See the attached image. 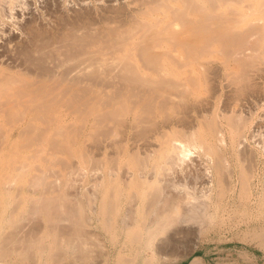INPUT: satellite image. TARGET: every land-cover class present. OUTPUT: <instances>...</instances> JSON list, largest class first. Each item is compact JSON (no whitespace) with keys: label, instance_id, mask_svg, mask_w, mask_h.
<instances>
[{"label":"bare ground","instance_id":"obj_1","mask_svg":"<svg viewBox=\"0 0 264 264\" xmlns=\"http://www.w3.org/2000/svg\"><path fill=\"white\" fill-rule=\"evenodd\" d=\"M40 1L0 0V154L10 153L0 166L12 169L0 173V230L14 227L0 238V258L42 244L43 236L21 238L17 223L27 211L9 209L30 197L18 188L22 179L62 190L75 169L86 191L74 197L76 219H60L69 237L54 236L51 256L85 262L101 252L102 264H137L143 255L141 264H177L181 247L194 253L212 232L251 214L261 226L242 235L264 250V0H77L72 16L63 9L69 0ZM33 2L45 12L35 14ZM21 141L49 144L32 152L40 161L46 151L41 162L51 169L29 164ZM60 156L69 169L64 178L60 168L63 180L52 165ZM42 197L47 207L58 199ZM187 264L210 263L193 256Z\"/></svg>","mask_w":264,"mask_h":264},{"label":"rangeland","instance_id":"obj_2","mask_svg":"<svg viewBox=\"0 0 264 264\" xmlns=\"http://www.w3.org/2000/svg\"><path fill=\"white\" fill-rule=\"evenodd\" d=\"M38 1H40V0H38ZM52 1V0H51ZM71 3H70V2ZM69 1H67V3H69V4H67V8H63L65 11L64 12H66V14L67 13H72V14H67V15H69V16H72L74 13H73V11H75L74 10V7H75V4H78V1L77 0H69ZM86 1H88L89 3H91V6L93 7H95V6H97V7H99V4L100 3H94V1H89V0H86ZM120 1H123V0H120ZM41 2V1H40ZM40 2H37L38 4H35V2H33V4H32V6H31V8H32V11L33 10H35V8L36 9H40V11L38 12V10H35V14H38V13H40L41 11H43V12H45V9L43 10V2H42V4L40 5ZM73 2L75 3L74 5H73ZM53 3V2H52ZM94 3V4H93ZM54 4V3H53ZM68 5H70V6H68ZM79 5V4H78ZM78 5L75 7V9H78ZM34 6V7H33ZM52 7V9H55V6H53V5H51ZM68 7H70V8H72L73 10H70V8H68ZM79 8H80V6H79ZM81 9V8H80ZM67 10V11H66ZM69 10V11H68ZM77 11V10H76ZM79 11V10H78ZM34 12V11H33ZM66 14L64 15V16H66ZM21 15V14H20ZM25 17H27V15L25 16ZM22 18V17H21ZM59 27H62L61 25H59ZM228 107V106H227ZM227 107H223V109H225V110H228L229 109V107H228V109H227ZM64 109H65V112H67V108H62L61 110L62 111H64ZM71 116V115H70ZM69 120L68 121H70V117L68 118ZM79 124H81L80 122H78ZM67 124V123H66ZM65 124V125H66ZM77 124V123H76ZM75 124V125H76ZM78 125V124H77ZM40 126V125H39ZM80 126V125H79ZM8 129L10 128L9 126H6ZM6 127H5V129H6ZM54 128L55 127H53V130H54ZM61 140V139H60ZM59 140V141H60ZM40 141H42V140H40ZM39 140L38 141H36L37 143L38 142H40ZM22 142V141H21ZM19 143V148L21 149L20 150V152L23 154V155H26L27 157L28 156H30L31 158H32V160H29V159H27V162L28 161H30L31 163H29V164H36V165H38V164H43V162H44V164H45V160L43 161V162H41V160H43L44 158H47V157H45L44 155H47V152L46 151H44V153H43V156L40 154V153H37V154H40V155H38L39 156V158H40V156H41V158H40V161H39V159H38V161H39V163H38V161H36L37 160V158H35L33 155H34V152H32L33 150H35V149H42V146L44 147V149H50V146H49V144H47L45 141H43V142H41V143H39V144H35L34 142V145L32 146H30V147H27V146H29L31 143H29V145H28V143L27 142H25V144H24V141L22 142V143ZM26 143H27V145H26ZM79 143H81L82 144V140H80V142ZM42 144V145H41ZM13 144H6V148H8V147H10V146H12ZM21 145H23L25 148H28V149H25L23 146H21ZM26 145V146H25ZM36 145V146H35ZM248 145L250 146V147H254L255 146V142L252 140V139H248ZM33 147V148H32ZM31 148V149H30ZM43 150V149H42ZM36 151V150H35ZM32 152V153H31ZM37 152V151H36ZM38 152H40L39 150H38ZM1 156H6L7 158H10V153H7V154H4V155H2V154H0ZM60 155V154H59ZM59 155H57V157H59ZM61 155H64L65 157L66 156H70V155H67V154H61ZM13 156V154H11V157ZM35 156L37 157V155L35 154ZM43 157V158H42ZM61 157L62 156H60V159H61ZM64 157V158H65ZM53 160H55L53 157H51ZM70 158V160H71V157H69ZM35 159V160H34ZM51 159V160H52ZM59 158H58V161L60 160ZM63 159V158H62ZM62 159L60 160V162H57L56 160V162L55 163H53L52 165H53V167L56 165V163H57V167H54V170L56 169V170H60V168L62 169L63 168V175L65 174V173H68V170L69 169H66L65 168V166H63L62 165ZM68 159V158H67ZM66 159V161L65 162H67L68 160ZM73 159V158H72ZM261 159V160H260ZM49 160V159H48ZM47 160V161H48ZM52 160V161H53ZM64 160V159H63ZM69 160V161H70ZM74 160V159H73ZM73 160H71V161H73ZM75 160H77V162H78V160H79V162H80V159L78 158V159H76L75 158ZM73 161V162H75L76 163V161ZM260 160V161H259ZM259 160H258V162H260V163H258V168H259V172H260V175H259V178H261V174H262V169L261 168H263V160H262V158H259ZM51 161V162H52ZM70 161V162H71ZM41 162V163H40ZM64 162V161H63ZM42 164H41V166H42ZM47 164H48V162H47ZM47 164H45V166L47 165ZM55 164V165H54ZM59 164H61V167L59 166ZM65 164V163H64ZM66 164H69L68 162L66 163ZM71 164H72V162H71ZM261 164V165H260ZM49 165V167L48 166H42L43 168H50V164H48ZM70 165V164H69ZM32 166H35V165H32ZM261 168H260V167ZM9 167V168H8ZM37 168H38V166H36ZM40 167V166H39ZM52 167V166H51ZM65 168V169H64ZM41 169V168H40ZM51 169V168H50ZM11 167L8 165H4V166H0V173H5L6 175H8L10 172H11ZM53 170V169H52ZM65 170H67V172H65ZM62 170H60V171H57V175L56 176H61L62 174H60V172H61ZM32 172V171H31ZM53 172H55V171H53ZM65 172V173H64ZM73 173H71V175L70 174H66V176H67V178H65V175H64V178L65 179H67V181L66 180H64V181H66L65 182V185H67V187H65L64 186V188L61 190V188L59 189V186H58V188H57V186L56 185H52V188H53V190L51 189V188H49L52 192H50V190L47 188L46 189V191H47V193H46V191L44 190L45 188H42V186H40V185H36L35 183H34V185L33 186H31V184L34 182V180H32L33 179V177H32V179L30 178V176H28L30 173H28L27 174V176L30 178V183L28 182V180L26 181V180H23L22 179V181L20 182L21 183V185H20V183H19V185H20V187H18V188H21L22 189V187H23V189H24V192H26L25 194H26V196H30V197H32V198H30V197H27V198H23L22 196H20V197H22V198H20L19 197V200L17 201V200H15V201H12L11 202V205H9V209H11V210H19V211H27V213L23 216V219L24 220H20L18 223H17V225L19 224V226H17V229L23 234H21L23 237H21L22 239H31V241H34L35 239V241H37V239H41V237H42V244H40L41 242H38V244L37 245H41V246H37V247H33L32 249H33V252H31V253H29V252H27V251H24V255H23V253H22V251H21V253H19L18 255L16 254V256H14V255H12L11 257L10 256H6L7 258H0V260L1 261H4V262H7L8 264H96V263H100V264H102V261L104 260V257H103V255H102V253L101 252H99L98 253V255L97 254H93L92 255V259H87L85 262H82V260H79V258H78V256H74V257H71V255H68V252L67 253H63V251L62 250H59V251H61L63 254H61V253H57L56 251H57V249H59V248H57V246H55L54 244H56V243H52L55 239V237H56V239H57V236L59 237H61V235L62 236H64L65 238L68 236L69 237V235H67L66 234V232H68V234H69V231H70V229L67 227V228H65L66 227V225H64L63 226V224H60V219H62V218H67V219H69L70 221H74L75 219H76V217H75V215H74V212H72V211H76V208L78 207V201H76L75 199H74V197H75V195H77L78 197L81 195V196H83L84 195V189H85V191H86V186L84 187V182H83V179H85V177L83 178V174H84V172H83V170L82 169H75V170H73L72 171ZM21 173V172H20ZM34 175L36 174V175H38V174H40V172L39 173H37L36 171H35V169H34ZM171 171H168V177H171ZM54 174H56V173H53V174H51L50 172L48 173V175H52V177L51 178H54V180H55V176H54ZM1 175V174H0ZM31 175H32V173H31ZM35 175V176H36ZM41 175V174H40ZM63 175L61 176L62 177V180L64 179L63 178ZM54 176V177H53ZM49 177V176H48ZM58 177V178H59ZM25 179V178H24ZM48 179V178H47ZM50 179V178H49ZM48 179V180H49ZM59 179H61V178H59ZM95 179H97V176L95 177ZM53 179H50L49 180V184H48V182H47V184H46V187H49V185H50V181H52ZM62 180H61V182H62ZM63 181V182H64ZM29 184H28V183ZM37 183V182H36ZM67 183V184H66ZM64 184V183H63ZM63 184L61 183V187H63ZM71 184V185H70ZM42 185V184H41ZM22 186V187H21ZM55 188H54V187ZM51 187V186H50ZM44 190V192L46 193H44L43 192V190ZM60 190V192L58 193L57 191H59ZM40 191H42L45 195H46V198L49 196V198H48V200L50 199V196H53V197H56L57 196V198L58 199H55V198H53V197H51V200H58L57 202H55V200L54 201H51L50 202V200H49V202L51 203V204H54L55 205V203L57 204L58 202V205H55L53 208H52V210L53 211H51L50 209H51V207H49V205L50 206H52L51 204H49L48 205V207L50 208H48L47 206H46V204L45 205H43V206H41L40 204L41 203H44V201L42 200V198H44V197H42V196H45V195H42L41 196V194H42V192H40ZM19 192H21V191H19ZM19 192L17 191V195L19 194ZM56 192V193H55ZM83 193V194H82ZM33 194V196L35 197L34 199H33V196H31V195ZM16 196V195H15ZM71 196V197H70ZM76 196V197H77ZM17 197V196H16ZM39 197H41L40 199L43 201V202H40V200L37 202V203H39V204H37V203H35V201H37L38 199H39ZM60 197L62 198V201L60 200ZM30 198V199H29ZM37 198V199H36ZM32 199V200H31ZM36 199V200H35ZM35 200V201H34ZM47 200V199H46ZM47 200V201H48ZM60 200V201H59ZM34 203H33V202ZM46 201V202H47ZM81 202L82 203H87V201H86V199H82L81 200ZM234 202H236V205L238 206L239 205V201L238 200H235ZM63 205H62V204ZM33 204H37L40 208H38L37 207V205H36V207H34L35 205H33ZM61 204V205H60ZM248 205L250 206V207H255L254 205H252V202H250V203H248ZM57 206H58V208H57ZM42 207L44 208L43 210H42ZM46 207L48 208V211L46 210ZM40 209V210H38V211H35L36 209ZM56 209V210H55ZM59 209V210H58ZM55 210V211H54ZM72 210V211H71ZM64 212V214L65 213H68V215L67 214H63V216H62V212ZM38 212V213H37ZM56 212V213H55ZM73 213V214H71V213ZM49 213L50 215H47V214ZM52 213V214H51ZM54 213V214H53ZM61 215H59V214ZM46 214V215H45ZM59 215V216H58ZM51 216V217H50ZM72 216H73V218H72ZM253 218V219H252ZM51 220V221H50ZM58 220V221H57ZM22 221V222H21ZM55 221L57 222V223H55ZM62 223V222H61ZM66 224H67V222H65ZM64 223V224H65ZM22 224V225H21ZM21 225V226H20ZM25 225H26V227H25ZM57 225V226H56ZM68 225V224H67ZM32 226V227H31ZM34 226V227H33ZM54 226V227H53ZM64 227V228H62V227ZM69 226V225H68ZM237 226V227H236ZM260 226H261V222L259 221V219H256L255 217H252V214L250 215V220H246V219H244V218H241V217H239V218H237V219H233V221H231V223L230 224H228V226H227V228H225L221 233H214V232H212L208 237H206L205 239H203L202 241H201V243L199 244L200 246H199V248H197L196 249V251L194 252V253H191V254H188V252L189 251H187L186 249L188 248L187 246H183V247H181V251H180V254L183 256H185V258L182 260V261H180L179 263H177V264H187L190 260H191V258L193 257V256H195L196 254H199L200 256H202L205 260H206V262H208V263H210V264H264V250L263 249H261L260 248V246L258 245L259 243H257L256 241H251L250 239H245V237L243 236L244 235V233L246 232V231H253V230H258L259 228H260ZM25 227V228H24ZM30 228V230H29V228ZM58 227L60 228V229H58ZM26 229L25 231L23 230L22 231V229ZM37 228V229H36ZM13 230L14 229V227H10L9 225H2V229L0 230V238L2 237V236H7L8 237V234L10 233V230ZM68 229V230H67ZM233 229V230H232ZM247 229V230H246ZM33 231V232H31L29 235L31 236L32 234V236H31V238L29 237V238H27L29 235H28V233L30 232V231ZM56 230V231H55ZM61 230V231H60ZM64 230V231H63ZM66 230V231H65ZM97 230H98V228H97ZM100 230V233H102L101 232V229H99ZM26 231H29L28 233L26 232ZM59 231V232H58ZM25 232V233H24ZM57 232V233H56ZM60 232H62L63 234H66V235H63L62 233H60ZM57 234V236H55ZM103 234V233H102ZM240 234H241V236H240ZM243 234V235H242ZM10 235V234H9ZM20 235V236H21ZM35 235H37V236H41L40 238H38L37 236H35ZM35 236V237H34ZM55 236V237H54ZM64 237H62L63 239H64ZM68 237H67V239H68ZM158 238H162L163 237V234H160L159 236H157ZM244 237V238H243ZM33 238H35L34 240H33ZM5 239H8L9 240V238H4V240ZM54 239V240H53ZM59 239V238H58ZM2 241H3V239H1ZM8 240H5V242L6 241H8ZM11 240V239H10ZM41 240H38V241H41ZM66 240V239H65ZM246 240V241H245ZM249 240H250V242H249ZM1 242V241H0ZM105 242L107 243V245H108V247L111 249L112 248V245H111V243H110V241H109V239L107 238V237H105ZM51 243H52V247H54L55 246V248H57V249H53V248H51ZM1 244H2V242H1ZM1 244H0V246H1ZM36 244H34V245H36ZM184 247H186V248H184ZM39 248H41V249H39ZM46 248V249H45ZM43 249H45V250H43ZM47 249H50L51 251H52V249H53V251L54 250H56L55 252H56V254H54L55 252H53L52 254H54V255H52L51 256V251L50 250H48L49 251V253L48 252H46L47 251ZM183 250V251H182ZM32 251V250H31ZM41 251V252H40ZM43 251V252H42ZM99 251V250H98ZM112 254H113V257L114 256H116V251H114L113 249H112ZM27 252V253H26ZM39 252H40V254H39ZM184 252V253H183ZM27 255H26V254ZM33 253V254H32ZM245 253L247 254V256L245 257ZM186 254H188L187 256H186ZM41 255V256H40ZM57 255V256H56ZM66 256V257H65ZM244 256V257H243ZM52 257V258H51ZM53 257L55 258V259H53ZM11 258V259H10ZM15 258V259H14ZM41 258V259H40ZM47 258V259H46ZM6 259V260H5ZM14 259V260H13ZM144 259V255L140 258V260H139V262L137 263V264H141V261ZM10 260V261H9ZM22 260V261H21ZM36 260V261H35ZM41 261L40 263L39 262H37V261ZM46 260V261H45ZM25 261V262H24ZM34 262H36V263H34ZM47 262V263H46Z\"/></svg>","mask_w":264,"mask_h":264},{"label":"trees","instance_id":"obj_3","mask_svg":"<svg viewBox=\"0 0 264 264\" xmlns=\"http://www.w3.org/2000/svg\"><path fill=\"white\" fill-rule=\"evenodd\" d=\"M195 256H200L199 254H196Z\"/></svg>","mask_w":264,"mask_h":264}]
</instances>
